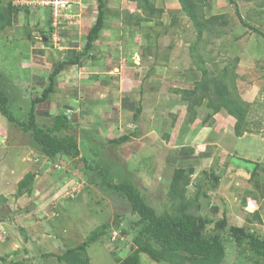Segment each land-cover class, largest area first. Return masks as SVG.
<instances>
[{"label": "rangeland", "instance_id": "obj_1", "mask_svg": "<svg viewBox=\"0 0 264 264\" xmlns=\"http://www.w3.org/2000/svg\"><path fill=\"white\" fill-rule=\"evenodd\" d=\"M143 1L105 0L104 27L93 48L57 78L55 93L36 108L38 125L44 128L52 115L67 112L75 122L81 156L105 169L109 181L130 183L157 213L169 206L174 168L191 167L187 197L203 188L207 197L200 198V214L212 221L208 231L225 215L228 226L253 229L264 239V0H235L236 8L229 0H206L203 16L223 15L227 25L200 36L177 0H148L161 10L153 15L141 8ZM61 3L60 12L67 16L54 28L51 8ZM97 3L3 1L18 9L13 26L0 32V82L15 118L27 120L29 99L45 86L47 74L83 50ZM237 13L259 33L243 26ZM200 68L212 78L223 75L226 84L235 80V92L250 104L252 133L236 137L234 119L225 110L212 113L206 102L190 121L187 102L175 90L192 89L201 79ZM0 129V257L6 262L26 257L29 264H64L48 254L84 242L103 224L114 227L116 215L129 224L138 220L126 200L105 188L99 172L82 160L61 155L49 160L30 133L2 115ZM123 135L129 141L108 143ZM190 149L192 154L181 151ZM245 158L260 161L258 192ZM27 173L35 178L30 191L20 195L17 184ZM254 197V207L241 208ZM255 211L261 223L247 227L244 212ZM131 227L126 241L141 228ZM224 241L222 264H262L246 248L236 249L226 235ZM87 250L91 264H117L130 252L123 243L114 246L106 239ZM141 264L157 263L141 254Z\"/></svg>", "mask_w": 264, "mask_h": 264}, {"label": "trees", "instance_id": "obj_2", "mask_svg": "<svg viewBox=\"0 0 264 264\" xmlns=\"http://www.w3.org/2000/svg\"><path fill=\"white\" fill-rule=\"evenodd\" d=\"M0 0V32L13 26L15 11L17 7L10 4L3 6ZM182 15L188 17L195 27L198 36L204 32H210L214 28H224L227 22L223 15L203 16L202 6L206 0H177ZM141 8L153 15L161 10L155 8L154 4L144 0ZM229 2L236 8L235 0ZM105 0H98L97 15L95 21L89 27L83 50L70 60L60 61L47 74L46 84L43 88L36 90L30 101V109L27 120L15 118L8 109V97L6 96L3 85L0 82V115L8 122L14 123L24 132L30 133L33 141L39 146L42 155L49 160L57 155L82 160L84 166L91 171H98L102 184L111 192L121 196L129 205V210L139 218L136 222H126L123 218H114V227L103 224L99 231L93 232L88 238L71 248H67L61 253H51L58 262L64 264H91L88 253V246L99 240L106 239L114 246H120L121 243L127 246L129 253L123 259H117V264H141V254H145L151 261L157 264H222L227 250L225 247L224 236L226 235L233 246L240 251L246 248L248 252L264 264V239L253 229L244 226H228V220L223 215L219 220L213 223L208 231V226L212 223L210 219L200 214V198L207 197L203 188L197 190L192 198L187 197V188L190 186L193 169L184 167H175L168 186L167 199L168 204L161 212L148 205L142 195L128 182H113L108 180V172L100 165L91 164L85 157L81 156L77 143V138L73 133L75 122L67 112L61 111L52 115L49 124L44 128L37 123L36 108L42 103L49 101L50 96L55 93L56 80L68 67L78 65L82 56L89 53L97 40L98 34L104 27L105 21ZM52 26L53 17L50 12ZM241 24L253 32L259 33L257 28L247 23L240 14L237 13ZM218 20H222L218 23ZM54 27V26H53ZM237 61V59H236ZM201 79L195 83L192 89L181 88L175 90L181 96L182 100L187 102V111L190 115V121L196 118V108L206 102V108L212 113H218L225 110L226 113L234 119L233 132L236 137H242L244 133L250 132V122L248 119L250 104L243 101L238 93L235 92V80L231 79L229 84L223 81V75L219 78L209 76L206 68H200ZM226 71L223 68L222 73ZM235 92V93H234ZM141 113L138 106L135 109L133 118L136 120ZM0 133L2 130L0 129ZM133 135L134 132H133ZM130 136L123 135L109 140V144L121 145L129 141ZM184 154H192L193 150H181ZM235 166L232 169L237 171V157H233ZM256 159H244V162L251 167V179H256L259 162ZM253 165V167H252ZM237 176V175H236ZM35 178V174L27 173L17 184V193L23 194L24 191H30V186ZM259 179V178H258ZM213 180L217 181L216 177ZM200 190V191H199ZM204 193V194H201ZM194 209V212L191 210ZM246 218L248 224L254 220L261 223L258 212L249 214ZM131 226H141L137 234L129 237ZM129 227V228H128ZM118 232V236L112 237L113 232ZM18 252L15 253L17 255ZM46 255L44 254L43 257ZM0 264H29V260L20 258L6 262L5 257H0ZM258 264H260L258 262Z\"/></svg>", "mask_w": 264, "mask_h": 264}, {"label": "built area", "instance_id": "obj_3", "mask_svg": "<svg viewBox=\"0 0 264 264\" xmlns=\"http://www.w3.org/2000/svg\"><path fill=\"white\" fill-rule=\"evenodd\" d=\"M74 4V3H73ZM72 4L70 3H68L67 4V11L68 12H70L71 11V6ZM64 7L65 6V4L64 3H61V4H53L52 5V8H51V11H52V17H53V26H54V28L56 27V25H59L64 19H65V16H67L66 15V12L64 13V14H61V12H60V9H59V7ZM68 14V13H67ZM116 236H118V232H113L112 233V237H116Z\"/></svg>", "mask_w": 264, "mask_h": 264}, {"label": "crops", "instance_id": "obj_4", "mask_svg": "<svg viewBox=\"0 0 264 264\" xmlns=\"http://www.w3.org/2000/svg\"><path fill=\"white\" fill-rule=\"evenodd\" d=\"M251 180H252V181L255 180V181H254V182H255V185H254V186H255V191H256V192H258L259 190L262 189V184H257V182H256V181L258 180V178H256V179H251ZM254 182H253V183H254ZM258 188H260V189L258 190ZM246 196H247V195H246ZM246 196H243V197H246ZM257 199H258V198L254 197V198H251V199L246 200L247 203L242 204V205H241V208H245V207H247V206L254 207V205H256V203L258 202ZM255 212H258V211H255ZM242 213H243V212H242ZM252 213H254V212H252ZM252 213H250V212H244V214H245V216H246V217H244V218H250L249 214H252ZM258 213H259V212H258ZM259 216H260V214H259ZM251 222H252V223H253V222L255 223L256 221L252 220ZM257 223H258V222H257ZM259 224H260V223H259ZM248 225H249V227H250V226H251V223L248 224Z\"/></svg>", "mask_w": 264, "mask_h": 264}, {"label": "bare ground", "instance_id": "obj_5", "mask_svg": "<svg viewBox=\"0 0 264 264\" xmlns=\"http://www.w3.org/2000/svg\"><path fill=\"white\" fill-rule=\"evenodd\" d=\"M237 164V163H236Z\"/></svg>", "mask_w": 264, "mask_h": 264}]
</instances>
